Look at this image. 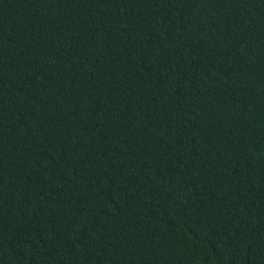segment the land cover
<instances>
[{
  "label": "trees",
  "instance_id": "obj_1",
  "mask_svg": "<svg viewBox=\"0 0 264 264\" xmlns=\"http://www.w3.org/2000/svg\"><path fill=\"white\" fill-rule=\"evenodd\" d=\"M0 264H264V0H0Z\"/></svg>",
  "mask_w": 264,
  "mask_h": 264
}]
</instances>
